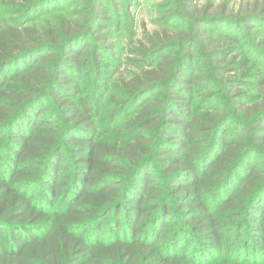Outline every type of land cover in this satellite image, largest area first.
Returning <instances> with one entry per match:
<instances>
[{"label": "trees", "instance_id": "obj_1", "mask_svg": "<svg viewBox=\"0 0 264 264\" xmlns=\"http://www.w3.org/2000/svg\"><path fill=\"white\" fill-rule=\"evenodd\" d=\"M135 1L0 0V264H264V1Z\"/></svg>", "mask_w": 264, "mask_h": 264}, {"label": "rangeland", "instance_id": "obj_2", "mask_svg": "<svg viewBox=\"0 0 264 264\" xmlns=\"http://www.w3.org/2000/svg\"><path fill=\"white\" fill-rule=\"evenodd\" d=\"M110 2L111 0H107ZM264 0H194L197 7L202 8L206 5H213L214 11L225 9L228 11V14L235 13V14H246L248 11L251 10V6L255 2H262ZM169 2L170 0H136L135 4L136 6L133 8V11L135 12L136 21L134 24L130 23L131 21L125 15L122 13L120 17L114 21V24H112L111 30H112V44L115 46L117 54V58H127L129 56L128 50L131 48L136 41L139 39H142L143 36L147 34L154 33L155 31L162 30V26L159 24V20L163 17V14L169 10ZM63 5L65 8H69V3L64 2ZM50 17L46 16L45 18ZM178 21H174L172 24L176 25ZM221 21H218V23L214 24L216 26H220ZM213 26V25H210ZM228 26V25H227ZM254 28L260 32L259 40L261 42H264V24H253ZM230 28H235L232 25H230L229 30L226 31V33H232ZM208 29H210L208 27ZM238 29V28H236ZM237 35L244 36L246 33V30L244 28L238 29ZM245 48V47H244ZM249 48V47H248ZM264 48V46H263ZM247 50V49H246ZM254 58H258L259 56H256V53H253ZM261 58V64L264 65V55L260 56ZM108 65L106 68H104V71L107 73V75L112 76V73L115 71V66L113 63H110L105 61ZM131 70L137 71L138 68L132 67ZM112 78V77H111ZM109 83H112V79ZM108 83V84H109ZM107 85V84H106ZM108 86V85H107ZM100 97L104 98H110L112 96V92H108L107 90H102L99 94ZM103 112H106L104 110ZM118 125V123H117ZM102 130H112L116 128V124L114 126L105 125V123L100 124Z\"/></svg>", "mask_w": 264, "mask_h": 264}]
</instances>
